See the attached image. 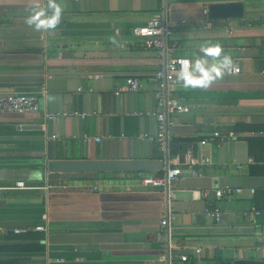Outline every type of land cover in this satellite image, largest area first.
Instances as JSON below:
<instances>
[{
    "label": "crops",
    "instance_id": "crops-1",
    "mask_svg": "<svg viewBox=\"0 0 264 264\" xmlns=\"http://www.w3.org/2000/svg\"><path fill=\"white\" fill-rule=\"evenodd\" d=\"M230 1L243 3V18L204 13L210 3ZM32 3L0 0V94H34L40 106L38 113L0 114V261L264 264V0H63L62 21L50 32L25 23ZM156 14L171 25L176 56L219 45L240 68L207 88H183L175 77L167 87L168 98L189 108L166 114L171 141H182L175 156L168 146L167 166L195 149L200 176L183 168L169 187L180 198L140 185L164 168L47 180L49 159L165 162L156 142L139 139L157 133L162 108L153 74L165 59L132 34ZM127 77L141 89L115 95ZM73 111L85 115H62ZM47 112L58 116L47 119ZM49 183L67 188L47 191ZM217 189L229 191L217 197ZM214 209L218 221L205 212ZM167 211L169 248H162L159 221Z\"/></svg>",
    "mask_w": 264,
    "mask_h": 264
},
{
    "label": "built area",
    "instance_id": "built-area-1",
    "mask_svg": "<svg viewBox=\"0 0 264 264\" xmlns=\"http://www.w3.org/2000/svg\"><path fill=\"white\" fill-rule=\"evenodd\" d=\"M207 13V10H204ZM173 31L171 25L162 20L160 14L153 15L149 18L146 23L142 26L133 28L132 34L134 37L139 38L140 45L145 48L152 50L157 56L165 59L164 66L158 68L153 77L157 82L158 90L155 92V98L161 111L155 114L157 121V133L154 136L149 134H142L139 139H144L148 141H154L157 143L161 152H165L167 147L171 142V138L168 134V122L166 120L167 113H187L189 108L186 105L181 104L175 99H170L166 95L167 87L171 85L175 77L176 71L181 66V61L185 58L176 56L174 54L175 43L171 45L168 44V39L171 37ZM240 73V68L233 66V70L229 74ZM141 89V83L138 79L134 77H127L123 85H120L114 92L115 95H119L123 91H133L137 92ZM40 112V106L37 102V97L34 94L28 93H8L0 94V114L14 113V114H30ZM64 116H84L85 113H79L76 111L66 112L62 114ZM58 116L55 113L47 112L45 117L47 119H54ZM217 136L218 134H214ZM90 138L88 136H83L84 141H88ZM96 141L99 138H95ZM198 162L193 156V152L190 148H187L183 154V162L181 164L168 167L167 170L156 176H145L140 179V185L150 188H165L175 181L178 177L183 174V168L189 171L191 176H200L197 170ZM65 182V181H63ZM17 187H24V182H16ZM67 188V186L57 183H49L45 186L47 191L62 190ZM96 189V188H95ZM229 190L217 189L215 190V195L217 197L222 196L225 192ZM237 194H242L243 190L238 188L235 190ZM254 192L253 189L250 193ZM207 215L212 216L216 221L220 218V212L218 210L205 211ZM169 215L167 211V216L163 217L159 221V243L162 248H169V227H168ZM36 229L42 230V226H38ZM15 233L19 232L14 230ZM199 250H197L198 252ZM169 256V254H168ZM164 259L165 256L162 255ZM182 260H186L187 257L182 255L180 257Z\"/></svg>",
    "mask_w": 264,
    "mask_h": 264
},
{
    "label": "water",
    "instance_id": "water-1",
    "mask_svg": "<svg viewBox=\"0 0 264 264\" xmlns=\"http://www.w3.org/2000/svg\"><path fill=\"white\" fill-rule=\"evenodd\" d=\"M244 16V6L240 1L230 2H213L207 6V17L209 20H226V19H241ZM6 37V36H1ZM17 37L18 36H13ZM33 126H25L32 128ZM196 155L195 149L193 150ZM165 162L156 159L143 160H66V159H49L44 164L46 178L49 181H72V180H92L96 175L101 173H125V172H154L166 171L169 153L168 147L165 152ZM183 159V157H182ZM164 165H166L164 167ZM164 171V172H165ZM165 193L174 195L175 198H180L182 195L171 191L169 186H166ZM232 264H263L261 260L252 259H237Z\"/></svg>",
    "mask_w": 264,
    "mask_h": 264
},
{
    "label": "clouds",
    "instance_id": "clouds-1",
    "mask_svg": "<svg viewBox=\"0 0 264 264\" xmlns=\"http://www.w3.org/2000/svg\"><path fill=\"white\" fill-rule=\"evenodd\" d=\"M63 13V0H33L25 23L38 32H50L61 23ZM232 70L231 55L222 53L219 45L201 46L200 54L181 61V66L175 73V80L186 89L207 88Z\"/></svg>",
    "mask_w": 264,
    "mask_h": 264
},
{
    "label": "trees",
    "instance_id": "trees-1",
    "mask_svg": "<svg viewBox=\"0 0 264 264\" xmlns=\"http://www.w3.org/2000/svg\"><path fill=\"white\" fill-rule=\"evenodd\" d=\"M180 142H182V141H180V140L171 141V143L169 145L170 156H175V155L179 154V151L181 150ZM40 239H42V237H40ZM35 249H36V251L43 252L44 246H43V244L37 243L35 245ZM17 263H18L17 261H0V264H17Z\"/></svg>",
    "mask_w": 264,
    "mask_h": 264
}]
</instances>
